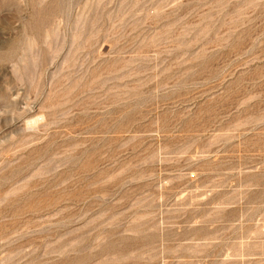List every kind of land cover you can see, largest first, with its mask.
Here are the masks:
<instances>
[{"label":"rangeland","instance_id":"rangeland-1","mask_svg":"<svg viewBox=\"0 0 264 264\" xmlns=\"http://www.w3.org/2000/svg\"><path fill=\"white\" fill-rule=\"evenodd\" d=\"M0 264H264V0H0Z\"/></svg>","mask_w":264,"mask_h":264},{"label":"bare ground","instance_id":"bare-ground-1","mask_svg":"<svg viewBox=\"0 0 264 264\" xmlns=\"http://www.w3.org/2000/svg\"><path fill=\"white\" fill-rule=\"evenodd\" d=\"M41 12V11H40ZM43 13V12H42Z\"/></svg>","mask_w":264,"mask_h":264}]
</instances>
